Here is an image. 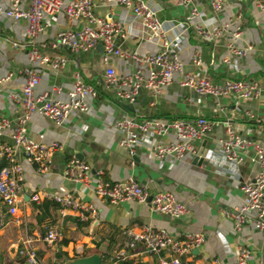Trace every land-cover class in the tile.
<instances>
[{"label": "crops", "instance_id": "1", "mask_svg": "<svg viewBox=\"0 0 264 264\" xmlns=\"http://www.w3.org/2000/svg\"><path fill=\"white\" fill-rule=\"evenodd\" d=\"M69 1V0H66ZM158 12L162 22L171 28V37L177 40L175 51L179 53L187 71L207 73L213 83L224 80H245L260 86L257 97L240 102L234 97H202L194 91L180 87L181 75H176L174 84L160 94L142 90L137 96L133 110L125 108L113 92L105 89L104 50L73 55L65 49L49 55H60L68 60L65 70L54 72L50 67H38L41 83L36 96L49 94L54 101H68L69 92L80 74L85 83L94 86L99 94L89 98L87 113L74 112L66 123L59 127L41 113H35L28 124L29 136L38 143H60L63 149L54 154L51 175H41L36 168L21 158L24 168L23 194L25 203L15 217L7 216L5 226L0 229V264H28L19 255V250L32 242L40 264H59L64 258L77 259L100 254L103 264H115V253L125 244L123 230H139L151 226L166 230L175 238L183 239L188 234H201L204 245L187 257L191 264H207L218 260L219 264H237V248L244 246L253 252L247 264H264V231L255 225H246L236 230L232 216L245 202L242 185L254 180L257 166L253 162L254 151L246 152L244 162L235 166L226 161L218 140L226 135L227 123L251 142L264 145V0H225L224 7L215 17L208 2L196 4L199 16L191 15V8L181 5L180 0H145ZM10 0H0V8H9ZM23 9H30V0H23ZM94 13L99 18L122 22L125 37H118L122 50L141 57L155 55L159 44L144 41V31L131 8L113 4L105 6L95 3ZM47 30L37 42L50 44L57 34L66 29H78L82 24L70 22L63 13L47 19ZM225 28L218 44L202 42L194 32L195 25ZM28 21L0 17V120H16L22 113L20 98L25 78L20 70L29 67L28 52L31 48L26 36ZM239 31L240 36L233 39ZM124 33V32H123ZM233 42L246 50L239 58L228 51ZM17 43L18 47H14ZM200 53L202 68H194L193 56ZM119 78L131 75L135 70L132 60L111 58ZM13 74L9 80L4 81ZM56 88L61 92L57 93ZM251 113L253 117L248 115ZM125 116L138 122L156 119L165 122L196 120L204 117L215 123L209 136L195 143L197 156L203 153L205 162L199 166L196 156L189 154L182 160L167 157L158 161L153 146L158 143L169 145L176 142L171 133L164 139L147 138L140 142L133 158L130 150L121 146L122 135L115 123ZM9 133L4 137L9 140ZM86 162L91 167V178L87 185L67 180L63 175L72 158ZM132 161L135 165L132 166ZM102 178L111 183L134 180L151 193L169 192L185 204L188 214L179 220L153 212L149 205L126 201L118 205L98 198L95 194L96 180ZM48 191L55 195L75 193L83 202L91 204L94 214L91 221L82 222L78 214L58 208H46L31 201L34 193ZM42 207V208H40ZM99 224V225H97ZM56 226L62 233V242L57 249H50L43 237L49 226ZM119 231L112 247V233ZM111 255L105 260V255ZM61 254L62 258H57ZM165 256L145 254L142 248L132 252L124 264H160Z\"/></svg>", "mask_w": 264, "mask_h": 264}, {"label": "built area", "instance_id": "2", "mask_svg": "<svg viewBox=\"0 0 264 264\" xmlns=\"http://www.w3.org/2000/svg\"><path fill=\"white\" fill-rule=\"evenodd\" d=\"M98 0H30V9L22 7L23 0H10L9 8H0V17L5 16L13 20H27L26 36L31 46L28 52L29 67L19 71L25 78V86L20 98L22 113L16 120H0V211L10 217H15L25 203L23 194L24 168L21 158L34 166L41 175H51L54 154L63 149L60 143L43 144L34 141L28 134V124L35 113H41L56 126H63L74 112L87 113L89 98H97L98 90L83 81L80 74L75 76L76 83L69 92L68 101H54L49 94L36 96V89L41 83L38 67H50L54 72L65 70L68 60L60 55H49L48 51L56 52L65 49L70 54L79 55L96 51L103 45V64L105 69V89L113 92L118 100L133 104L139 93L146 89L160 94L174 84L175 76L181 75L180 87L194 91L202 97L215 99L234 97L240 102L257 97L260 86L256 82L245 80H224L215 84L207 73L197 74L187 71L179 53L175 51L177 40L171 37L170 26L159 19L156 9L145 0H99L105 6L113 4L131 8L140 21L144 31V41L158 43L159 52L155 55L141 57L130 54L121 49L117 38L125 37L122 22L99 18L94 13L95 3ZM208 2L217 20L222 11L225 0H180L181 5L191 8V15H200L196 8L199 2ZM264 9V7H262ZM63 13L70 22L82 24L78 29H66L57 34L50 44H39L37 39L47 30V19ZM124 32V33H123ZM195 35L202 42L218 44L224 35L225 28L211 29L205 25H195ZM240 32L233 34V39L240 36ZM176 41V42H175ZM14 47H18L15 43ZM228 51L239 57L246 56V50L238 48L233 42L227 46ZM111 58L132 60L135 70L131 75L119 78L113 67H110ZM194 68H202L203 60L200 53L193 56ZM13 77L10 74L7 79ZM2 83V82H0ZM57 93L61 92L56 88ZM251 117L253 115L248 113ZM226 135L218 140L228 163L240 166L244 162L247 150L253 148L257 166V176L254 180L245 182L241 190L245 202L233 214L232 219L236 230H242L246 225H255L264 231V145L245 139L230 124L226 125ZM115 128L122 135L121 146L130 150L131 156H136V148L140 142L149 137L164 139L174 133L176 142L169 145L161 143L153 146L154 157L163 161L167 157L182 160L189 154L197 156L195 143L212 134L215 123L200 117L196 120H176L165 122L156 119H147L143 122L125 116L115 123ZM9 133V140L4 137ZM132 166L135 161H132ZM75 184L87 185L91 178V167L84 161L72 158L63 175ZM95 194L98 198L118 205L126 201H136L139 204L149 205L153 212L166 216L172 220H179L188 214L185 204L178 201L172 193H151L146 187L134 180L111 183L99 178L96 180ZM31 201L40 205L44 201H53L59 204L64 211H73L78 214L82 222L91 221L94 208L83 202L75 193L55 195L48 191L36 192ZM7 216L0 214V229L5 226ZM99 225V224H97ZM125 244L115 253V264H123L132 257V252L142 248L145 254L151 256H165L160 264H191L188 256L195 249L201 248L205 238L201 234H188L183 239L175 238L166 230H158L151 226H143L139 230H123ZM62 233L56 226L49 228L43 237V242L50 249H57L62 242ZM31 241L19 250V255L26 259L28 264H40L38 254L32 247ZM253 258V252L244 246L237 248V264H247ZM207 264H219L214 260Z\"/></svg>", "mask_w": 264, "mask_h": 264}, {"label": "water", "instance_id": "3", "mask_svg": "<svg viewBox=\"0 0 264 264\" xmlns=\"http://www.w3.org/2000/svg\"><path fill=\"white\" fill-rule=\"evenodd\" d=\"M100 47L104 50L103 45H100ZM137 100L131 104V103H125L124 106L127 110H133V107L135 106ZM194 162L198 164L199 166H202L205 162V158L203 157V153H199L198 156H196ZM59 264H103V258L100 254H94L92 256L77 258V259H69L64 258Z\"/></svg>", "mask_w": 264, "mask_h": 264}, {"label": "trees", "instance_id": "4", "mask_svg": "<svg viewBox=\"0 0 264 264\" xmlns=\"http://www.w3.org/2000/svg\"><path fill=\"white\" fill-rule=\"evenodd\" d=\"M264 3V2H263ZM42 207H46V208H48V209H50V208H58V207H60L59 206V204H57V203H55V202H53V201H48L47 203L45 202V204H43V205H41ZM42 207H40V208H42ZM51 227H53V225H51V226H49V228H51ZM119 231H114L111 235H112V237H113V239H110V242H111V245H110V247H112V244H113V241H114V239H115V237H117V235H119ZM57 258H59V259H61L62 258V255L61 254H58L57 255ZM110 258H111V255L109 254V253H107L106 255H105V260L107 259V260H110ZM129 262V261H128ZM126 263V262H125ZM124 264V263H123Z\"/></svg>", "mask_w": 264, "mask_h": 264}]
</instances>
